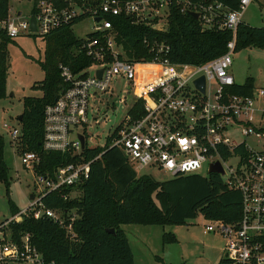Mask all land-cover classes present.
<instances>
[{"label":"built area","instance_id":"obj_1","mask_svg":"<svg viewBox=\"0 0 264 264\" xmlns=\"http://www.w3.org/2000/svg\"><path fill=\"white\" fill-rule=\"evenodd\" d=\"M252 0H239L238 6L226 9L218 0H99L94 4L67 5L57 0H36L35 12L27 19L10 14L0 26L9 36L21 31L41 36L52 29L69 23L79 14L88 13L93 19L92 31L85 34L81 47L92 62L79 73L60 64L65 82L58 96L44 107L42 147L77 155L73 161L58 165L52 175L37 173V152H19L21 163L30 167L42 182L33 198L21 212L0 222V261H18L26 264H57L46 261L25 233L20 241H13L6 231L11 220H20L30 213L38 218L51 217L65 225L71 236V221L65 222L63 212L46 207L42 197L49 191L77 184L87 178L91 159H85L82 149L86 144V125L89 97L99 91H108L110 81L117 76L128 80L134 100L123 120L108 135L109 146L119 147L135 171L153 165L178 174L199 173L205 163L218 160L226 185L241 195L240 216L232 222L219 218L208 219L205 231H216L223 238L222 257L217 264H264V87L254 86L251 94L232 92L235 83L230 65L235 47V30L241 16ZM198 12L204 27L217 24L233 31L226 50L200 63L172 62L167 54L169 45L158 39H144L150 46L151 58L129 59L121 44L115 41L111 16L128 15L135 23H144L157 30H166L170 8ZM35 17V30H30V17ZM99 16V20L95 17ZM93 68L92 73L87 69ZM102 68L101 74L97 70ZM204 77L203 90L194 80ZM125 97L120 101H125ZM140 99L143 112L132 117L130 106ZM10 141L17 147L20 125L3 123ZM81 127L82 130H77ZM84 138V145L78 134ZM106 144V141L105 143ZM103 144V145H104ZM234 158V164L226 160ZM208 174V173H207ZM206 175V174H205ZM225 176V177H223ZM74 191L63 193L72 196ZM63 264V263H59Z\"/></svg>","mask_w":264,"mask_h":264},{"label":"trees","instance_id":"obj_2","mask_svg":"<svg viewBox=\"0 0 264 264\" xmlns=\"http://www.w3.org/2000/svg\"><path fill=\"white\" fill-rule=\"evenodd\" d=\"M36 1V0H35ZM75 4H94L99 0H72ZM226 9L238 6L239 0H218ZM67 5L68 0H57ZM10 0H0V21L6 19ZM35 12V6L31 13ZM88 15L79 14L69 23L62 24L44 34V57L39 64L44 71L41 80L32 83L40 94H27L22 98V118L17 150H32L40 157L34 166L37 173L52 175L61 164L73 161L77 155L42 147L43 111L46 104L58 96L65 85L60 74V64L68 66L73 73H79L92 58L81 47L83 36L74 33L72 25ZM115 41L121 44L129 59L152 57L150 46L144 39H158L169 45L168 58L172 62L200 63L212 59L226 50V44L233 31L219 28L217 24L204 27L200 19L177 6L170 8L168 27L157 30L144 23H135L125 14L111 16ZM35 34V33H29ZM99 34L90 31L89 36ZM9 36L4 26H0V98L7 95V57ZM264 47V26H253L242 20L235 30V47ZM252 76L243 83H234L229 90L241 94H251L254 89ZM132 117L142 114V101L137 99L128 109ZM106 144L87 146L82 149L85 159H91L87 178L70 186L47 192L42 201L44 206L63 212L65 222L70 216V235L65 225L48 216L34 217L22 214L20 220H11L6 229L13 241H20L29 233L30 241L41 252L46 261L57 264H135L133 251L126 232L125 223L139 224H184L200 212L206 219L219 218L235 221L240 216L241 195L229 188L218 172L178 174L168 179L158 180L149 174H138L123 151L109 140ZM4 137L0 134V180L8 183V164L4 159ZM72 196L63 197V193ZM11 215L19 209L6 191ZM113 228V231L108 230ZM164 240H174L175 236L165 231Z\"/></svg>","mask_w":264,"mask_h":264},{"label":"rangeland","instance_id":"obj_3","mask_svg":"<svg viewBox=\"0 0 264 264\" xmlns=\"http://www.w3.org/2000/svg\"><path fill=\"white\" fill-rule=\"evenodd\" d=\"M34 5L35 0H10V14L20 10L19 19H27ZM241 20L253 26H264V0H252ZM72 29L78 36H84L93 29L92 17L84 16L72 25ZM13 38L8 43L7 95L0 98V134L4 137L3 154L8 164V183L0 180V222L11 216L6 191L21 212L29 204L30 194L42 187V182L37 180L39 176L21 163L19 151L10 141L3 123L20 125L17 117L23 109V96L41 93L32 87V83L44 76L39 60L44 57L45 43L41 35L25 31ZM87 71L92 73L93 68ZM230 72L236 83H243L247 76H252L256 87H264V47L234 50ZM122 97L126 98L125 101H120ZM133 100L130 84L121 76L111 79L108 91L98 90L93 97L90 96L85 126L87 146L103 145L107 136L123 120ZM234 161V158L226 160L228 164H234ZM198 171L207 174V165L204 163ZM137 173L149 174L158 180L172 177L170 172L153 165H146ZM207 222L208 219L198 212L184 224L125 223L122 228L132 248L135 264H217L222 257L223 238L216 231H205ZM165 231L171 232L175 239L164 240ZM0 264L26 263L7 260L0 261Z\"/></svg>","mask_w":264,"mask_h":264},{"label":"water","instance_id":"obj_4","mask_svg":"<svg viewBox=\"0 0 264 264\" xmlns=\"http://www.w3.org/2000/svg\"><path fill=\"white\" fill-rule=\"evenodd\" d=\"M20 13H21V11L19 10L17 12V14H20ZM190 14L192 16H194L195 18H197L198 15H199V13L198 12H195V11L190 12ZM99 18H100L99 16H96L95 17V20H99ZM30 30L31 31H34L35 30V17L33 15L30 17ZM101 71H102V68H99L97 70L98 75L101 74ZM194 82H195V84L198 87H200L203 90V85H204V77L203 76H200V77L196 78L194 80ZM10 93H12V92H10ZM17 118H18V120H20L22 118V114H19ZM78 137H79V139L81 141V146H83L84 145L83 135L81 133H79L78 134ZM210 172L223 173L222 166H221V164H220V162L218 160H216V161H214L212 163H209V166L207 168V173H210ZM30 198H33V193L30 194ZM108 230L113 231L114 229L111 227Z\"/></svg>","mask_w":264,"mask_h":264}]
</instances>
